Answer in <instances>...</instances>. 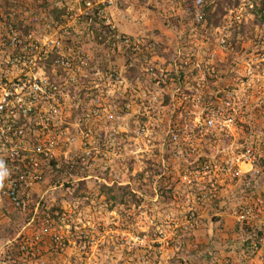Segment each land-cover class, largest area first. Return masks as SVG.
<instances>
[{
	"label": "rangeland",
	"instance_id": "obj_1",
	"mask_svg": "<svg viewBox=\"0 0 264 264\" xmlns=\"http://www.w3.org/2000/svg\"><path fill=\"white\" fill-rule=\"evenodd\" d=\"M85 1L0 0L38 55L4 62L1 22L0 72L58 104L26 205L0 200V264H264V0ZM227 97L233 122L199 125Z\"/></svg>",
	"mask_w": 264,
	"mask_h": 264
},
{
	"label": "built area",
	"instance_id": "obj_2",
	"mask_svg": "<svg viewBox=\"0 0 264 264\" xmlns=\"http://www.w3.org/2000/svg\"><path fill=\"white\" fill-rule=\"evenodd\" d=\"M84 3L89 7L92 0H86ZM2 23L8 27V39L18 48L12 53L14 56L4 62L21 69V72L30 70L31 73L35 69L38 57L37 45L20 40V34L12 25ZM113 39L133 50L141 44L140 38L125 34H115ZM56 47L60 48L58 45ZM58 55L62 56L59 51ZM55 63L65 65L66 62L64 60L59 62L56 59ZM23 75L22 73L21 76H14L10 80L0 72V166L8 170L7 177L0 182V200L6 196L14 206L26 205L19 196L24 193L23 185L40 179L42 176L38 171L40 160L52 158L54 143L50 138V132L57 125L58 117L56 86L49 82L47 76H36L33 73ZM197 97L186 95L184 99H192L188 101L195 103ZM206 109L208 112L204 114L205 120L203 124H199L203 125L204 129H221L222 125L233 122V115L227 114L229 110H234L228 97L224 99L222 107ZM45 137L47 139H44Z\"/></svg>",
	"mask_w": 264,
	"mask_h": 264
},
{
	"label": "trees",
	"instance_id": "obj_3",
	"mask_svg": "<svg viewBox=\"0 0 264 264\" xmlns=\"http://www.w3.org/2000/svg\"><path fill=\"white\" fill-rule=\"evenodd\" d=\"M262 10H263V8H262L261 4H258V5L256 6V10H255L256 13L259 14V16H258L259 18L256 19V21H255V23H256L257 25H259V24L262 22V19H263L262 16H261V15H262ZM51 161H52V160L49 161V164L51 163Z\"/></svg>",
	"mask_w": 264,
	"mask_h": 264
},
{
	"label": "clouds",
	"instance_id": "obj_4",
	"mask_svg": "<svg viewBox=\"0 0 264 264\" xmlns=\"http://www.w3.org/2000/svg\"><path fill=\"white\" fill-rule=\"evenodd\" d=\"M8 175V170L0 166V182Z\"/></svg>",
	"mask_w": 264,
	"mask_h": 264
}]
</instances>
